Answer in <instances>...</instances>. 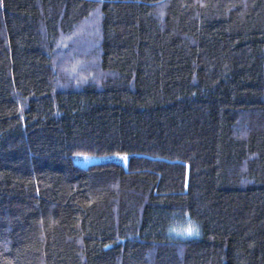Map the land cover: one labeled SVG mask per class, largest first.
Wrapping results in <instances>:
<instances>
[{
    "label": "trees",
    "instance_id": "1",
    "mask_svg": "<svg viewBox=\"0 0 264 264\" xmlns=\"http://www.w3.org/2000/svg\"><path fill=\"white\" fill-rule=\"evenodd\" d=\"M0 264H264V0H0Z\"/></svg>",
    "mask_w": 264,
    "mask_h": 264
},
{
    "label": "rangeland",
    "instance_id": "2",
    "mask_svg": "<svg viewBox=\"0 0 264 264\" xmlns=\"http://www.w3.org/2000/svg\"><path fill=\"white\" fill-rule=\"evenodd\" d=\"M85 25V24H84ZM86 26V25H85ZM84 26V27H85ZM89 25L87 24V27H88ZM82 26H81V29H80V31H78L77 33L79 34L81 31H82ZM94 34L96 35V31L94 32ZM73 42H74V38L72 37V38H67V39H65L63 42H60L59 44H57L56 46V48H57V51H56V54H57V56H58V60L62 63V66H61V68H60V71L61 72H65V71H67V70H75V71H71L72 73H74L75 74V72L77 71V69H81V68H85L84 67V64H82V63H79V62H77L76 61V63H74L75 62V60H73L74 58L72 57V51H70V49L72 48V45H73ZM95 42V41H94ZM91 46V45H90ZM66 47H67V49L69 48V51H70V53H68V54H65V53H67L68 51L66 50ZM66 50V51H65ZM78 53L79 54H81L80 53V51H78ZM97 54V53H96ZM81 58V57H80ZM73 60V61H72ZM69 61H72L71 63L69 62ZM92 62H90L91 64L92 63H94V65L96 66V64H97V57H95L94 59H92L91 60ZM96 69H97V66H96ZM98 70V69H97ZM99 76V74H98V71H97V76L96 75H94L93 77L91 76V75H89V78L87 79V80H85V79H83L82 77V79L80 80V81H83V82H85V81H89V80H93V79H97V77ZM74 84H76V82L74 83ZM189 229H185V231L186 232H189L188 231Z\"/></svg>",
    "mask_w": 264,
    "mask_h": 264
},
{
    "label": "clouds",
    "instance_id": "3",
    "mask_svg": "<svg viewBox=\"0 0 264 264\" xmlns=\"http://www.w3.org/2000/svg\"><path fill=\"white\" fill-rule=\"evenodd\" d=\"M192 228H193V234L194 235L199 234L200 225H199L198 221H196V220L193 219V221H192Z\"/></svg>",
    "mask_w": 264,
    "mask_h": 264
},
{
    "label": "snow or ice",
    "instance_id": "4",
    "mask_svg": "<svg viewBox=\"0 0 264 264\" xmlns=\"http://www.w3.org/2000/svg\"><path fill=\"white\" fill-rule=\"evenodd\" d=\"M188 231H189V232H192V231H193V229H191V228H190Z\"/></svg>",
    "mask_w": 264,
    "mask_h": 264
}]
</instances>
